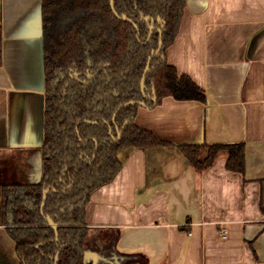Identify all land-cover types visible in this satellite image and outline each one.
I'll use <instances>...</instances> for the list:
<instances>
[{
  "label": "crops",
  "instance_id": "crops-1",
  "mask_svg": "<svg viewBox=\"0 0 264 264\" xmlns=\"http://www.w3.org/2000/svg\"><path fill=\"white\" fill-rule=\"evenodd\" d=\"M0 34V264H19L2 189L42 178V0H0ZM165 59L205 101L138 105L134 123L165 144L118 152L120 169L85 206V258L264 264V0H186ZM234 143L244 144L242 173L226 168V151L198 166L181 149Z\"/></svg>",
  "mask_w": 264,
  "mask_h": 264
},
{
  "label": "trees",
  "instance_id": "trees-1",
  "mask_svg": "<svg viewBox=\"0 0 264 264\" xmlns=\"http://www.w3.org/2000/svg\"><path fill=\"white\" fill-rule=\"evenodd\" d=\"M185 4L186 0H114L117 14L126 15L136 28L114 14L110 0H42V178L2 189V219L10 220L7 231L15 241L19 264H54L57 252V264H91L84 254L85 206L90 194L113 179L121 166L117 154L125 147L165 144L134 123L138 104L123 106L128 101L153 104L141 92L140 80L150 53L157 49L159 33L155 30L149 36L142 15L165 21L161 52L151 60L145 93L154 87L157 103L167 96L205 101L203 90L165 59ZM155 26L160 23L155 21ZM181 149L198 166L226 151V168L244 171L243 143ZM47 187L51 190L42 213ZM45 215L57 224V239Z\"/></svg>",
  "mask_w": 264,
  "mask_h": 264
},
{
  "label": "water",
  "instance_id": "water-1",
  "mask_svg": "<svg viewBox=\"0 0 264 264\" xmlns=\"http://www.w3.org/2000/svg\"><path fill=\"white\" fill-rule=\"evenodd\" d=\"M110 6H111L114 14L117 17H119L121 20H127V21H129L130 23H132L137 28V24L134 23L131 19H129L126 15L119 16L117 14V12L114 9V0H110ZM141 18L148 23L149 35L154 30H157V32L159 33V40H158L157 49L154 50V51H152L150 53V55H149V57L147 59V63H146L144 72H143L142 77H141V80H140V89H141V92L143 93L144 96H147L146 93H145V79H146L147 74L152 69L151 66H150V63H151L152 58L155 57V56H157V55H159L160 52H161V48H162V33H163L164 26H165V21L161 17H159V16L154 19L151 16L142 15ZM155 21H157V22L160 23V27H158V28L155 27V25H154ZM151 96H152L151 97L152 98V101L155 103L156 100H157V98H156V93H155L154 87L151 88ZM135 103L138 104V105H140V106H146V104H145L144 101H128V102L124 103L123 106L131 105V104H135ZM119 107H121V106H119ZM127 123H128V120H126L124 122L123 126L118 130L117 139L121 136L122 130H123L124 126ZM50 190H51L50 187H48V188H46V189L43 190V198H42V203H41V212L42 213H43L44 202H45V200L47 198V194L49 193ZM45 219L47 220L48 225L51 226L53 228V230L55 231V233H56V237L55 238L57 239V224L48 215H45ZM58 255H59V252H57L56 255H55L54 264H57Z\"/></svg>",
  "mask_w": 264,
  "mask_h": 264
},
{
  "label": "built area",
  "instance_id": "built-area-1",
  "mask_svg": "<svg viewBox=\"0 0 264 264\" xmlns=\"http://www.w3.org/2000/svg\"><path fill=\"white\" fill-rule=\"evenodd\" d=\"M220 233H221V235H222L223 237H225V235H226V228H225V227H222V228L220 229Z\"/></svg>",
  "mask_w": 264,
  "mask_h": 264
},
{
  "label": "flooded vegetation",
  "instance_id": "flooded-vegetation-1",
  "mask_svg": "<svg viewBox=\"0 0 264 264\" xmlns=\"http://www.w3.org/2000/svg\"><path fill=\"white\" fill-rule=\"evenodd\" d=\"M145 22H146V21H145ZM147 24H148V23H147ZM154 25H155V23H154ZM155 27H156V26H155ZM159 27H160V26H159ZM157 28H158V27H157ZM148 29H149V27H148ZM154 31H155V30H154ZM156 31H157V30H156ZM150 35H151V34H150ZM150 35H149V36H150ZM74 74H75V73H74ZM47 188H48V187H47ZM50 188H51V187H50Z\"/></svg>",
  "mask_w": 264,
  "mask_h": 264
}]
</instances>
